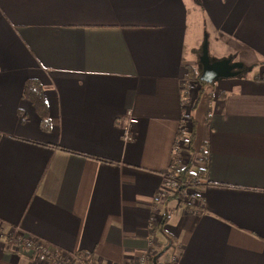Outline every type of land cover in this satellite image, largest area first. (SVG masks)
<instances>
[{
	"label": "crops",
	"instance_id": "obj_1",
	"mask_svg": "<svg viewBox=\"0 0 264 264\" xmlns=\"http://www.w3.org/2000/svg\"><path fill=\"white\" fill-rule=\"evenodd\" d=\"M211 44L244 69L181 102ZM262 73L264 0H0V264H34L10 234L90 264H130L167 236L175 264H264ZM26 78L41 84L45 128L21 96ZM181 112L194 120L189 158ZM203 143L197 202L154 199L173 153L175 166L198 165Z\"/></svg>",
	"mask_w": 264,
	"mask_h": 264
},
{
	"label": "trees",
	"instance_id": "obj_2",
	"mask_svg": "<svg viewBox=\"0 0 264 264\" xmlns=\"http://www.w3.org/2000/svg\"><path fill=\"white\" fill-rule=\"evenodd\" d=\"M205 45H203L201 48H204ZM201 54V52H200ZM198 68L199 70L197 72H195V69H190L188 68L186 71V76H185V82L184 84L181 86V91H180V97H181V102H184L189 88L191 87V85H196L197 86V94H200V92L203 90V86L207 83L205 81H202L199 78L200 75V71H201V65L198 62ZM241 69L243 68V65L241 66ZM255 78L257 79H264V73L260 74V75H254ZM211 83V82H210ZM21 96L25 99H27L31 105L33 106L34 110L36 111L37 115L39 116V126L41 128H45L47 127V106H46V102H45V98L43 95V91H42V87L41 84L39 83V81L35 78H26L23 82L22 85V90H21ZM196 103V101H195ZM195 103L193 104L192 107L195 106ZM194 120L191 114H187L185 112H181V117L179 119V125L176 129L175 132V140L176 139H181L182 143L186 146V148L188 150H191L192 153H195L193 147L191 146V137L193 136L194 132ZM42 144H50L51 146L56 147L59 150H63V151H69L68 149H66L65 147L58 145V144H52V143H47L44 142ZM197 155L199 156L198 158L194 159L197 163H199L197 161V159H199V161L201 163V165H195L194 161H189L187 164H185L182 167H178L175 166L177 164V160L175 157V153H173L172 157H171V161H170V165H169V171L171 173L174 174L176 180H177V189L172 193L173 196H177L180 193H184L185 196L187 195V199L185 200L184 198L181 199V203L184 204L185 208H190L191 206H193L194 204H192L193 200L197 197H199V191L201 186L204 185V183H208V179H207V163H206V146L205 143H203L201 145V147L199 148V150H197ZM86 156H89L91 158L97 159V160H101V161H112L111 159L105 158V157H100L97 155H92V154H86ZM191 156H194V154H191ZM188 190H192V192H188ZM163 220L160 221V223L162 224ZM159 231L163 234H165V232L163 231V229H161V226H158ZM167 244L165 243L164 245H162L160 248H158L156 250V252L154 253V255L156 253H159L160 251L163 250L164 246H166ZM170 245H167V248ZM166 248V249H167ZM165 249V250H166ZM164 250V251H165ZM160 252V255L164 252ZM78 256H85L89 258V255L87 252H83V251H78L75 252ZM156 257L155 262H152L153 264H163L159 261V257ZM151 262V261H150ZM85 264H90V259H89V263H85ZM164 264H175V261L173 260H169L168 262H165Z\"/></svg>",
	"mask_w": 264,
	"mask_h": 264
},
{
	"label": "built area",
	"instance_id": "obj_3",
	"mask_svg": "<svg viewBox=\"0 0 264 264\" xmlns=\"http://www.w3.org/2000/svg\"><path fill=\"white\" fill-rule=\"evenodd\" d=\"M129 121L134 122V118H129ZM124 138H129V132L126 129L124 133ZM177 180L173 173L166 171L163 174V185L162 188L157 192L158 194L154 196V199H162L167 196L168 193H173L177 188ZM7 246L13 252H19L21 249L27 251L30 255L31 260L34 264H85L89 263V258L85 256H76L74 252L72 259L67 262L64 259V253L57 248L50 247L40 239H35L32 236L14 235L10 234L7 239ZM71 255V254H68ZM151 254L145 253L137 257L130 264H152ZM171 260H176V255L170 257Z\"/></svg>",
	"mask_w": 264,
	"mask_h": 264
},
{
	"label": "water",
	"instance_id": "obj_4",
	"mask_svg": "<svg viewBox=\"0 0 264 264\" xmlns=\"http://www.w3.org/2000/svg\"><path fill=\"white\" fill-rule=\"evenodd\" d=\"M205 48L206 47L202 48L201 55L199 56V63L201 65V73L199 75V78L202 81L210 83L218 78L233 77L238 75L243 70L241 69L242 64L240 62H231L228 58H223L211 62L208 59L207 51ZM166 248L167 246H165L162 251H164ZM160 252L156 253L152 257L151 262H155V259L160 255Z\"/></svg>",
	"mask_w": 264,
	"mask_h": 264
},
{
	"label": "rangeland",
	"instance_id": "obj_5",
	"mask_svg": "<svg viewBox=\"0 0 264 264\" xmlns=\"http://www.w3.org/2000/svg\"><path fill=\"white\" fill-rule=\"evenodd\" d=\"M205 30H206V34H208L207 36H209L208 38H212L213 36V28L211 27V26H209V25H207L206 26V28H205ZM206 49V48H205ZM201 50H202V48L200 49V52H201ZM206 51H207V49H206ZM229 53H228V51L226 50V49H224L223 47H220V46H212V44L211 45H209V47H208V51H207V56H208V59L212 62V61H216L215 60V58H220V57H222V56H227ZM198 62H199V57H198ZM200 64V63H199ZM199 70V68H198V65L195 67V72H197ZM256 69H252V71L251 72H253V71H255ZM200 73H201V71H200ZM186 76V75H185ZM187 77V76H186ZM185 82V81H184ZM180 146L181 147H184L183 146V143H182V141H181V143H180ZM185 151H186V155L185 154H181V156L180 157H182L183 155H185V157H187V158H189V157H191V153L188 151V149L185 147ZM186 158V159H187ZM165 173V172H164ZM163 173V174H164ZM177 185H178V183H177ZM177 188V187H176ZM188 192H192V190H188ZM177 200H180L181 201V199L182 198H184L185 200L187 199V195L185 196V194L184 193H180V194H178L177 195ZM177 200H172V204L174 205V206H176V208H179V209H183L184 208V204L183 203H181L180 201H177ZM188 200V199H187ZM178 202V203H177ZM197 202V199L195 198L194 200H193V202H192V204H194V203H196ZM177 203V204H176ZM176 204V205H175ZM186 209H188V208H186ZM178 211V210H177ZM175 215H176V213H175ZM174 216H172L171 217V222L172 221H174ZM160 232V231H159ZM158 237H160V239L161 240H163V241H165L164 239H163V237H162V235H161V233H158ZM167 239H169V241H170V243H173L172 242V240H171V237L170 236H167ZM42 241V240H41ZM170 243H168L167 245H170ZM174 244V243H173ZM166 245V246H167ZM165 247V246H164ZM63 253H64V251H62ZM171 252H172V246H169L161 255H160V257H159V261L161 262V263H165V262H168L169 260H170V254H171ZM72 253H74V252H72ZM72 253H68V252H65L64 253V259L67 261V262H69L71 259H72V257H73V254ZM68 254H71V255H68ZM76 256H78V255H76ZM140 256V254L139 255H137L136 256V258L137 257H139ZM154 255H152L151 256V258L153 257ZM79 257V256H78ZM135 258V259H136ZM132 263V262H131Z\"/></svg>",
	"mask_w": 264,
	"mask_h": 264
}]
</instances>
